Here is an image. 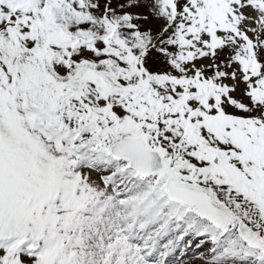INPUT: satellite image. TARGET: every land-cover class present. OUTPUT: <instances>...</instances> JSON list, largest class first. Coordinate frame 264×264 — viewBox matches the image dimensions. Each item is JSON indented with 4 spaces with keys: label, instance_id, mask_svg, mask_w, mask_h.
<instances>
[{
    "label": "snow or ice",
    "instance_id": "1",
    "mask_svg": "<svg viewBox=\"0 0 264 264\" xmlns=\"http://www.w3.org/2000/svg\"><path fill=\"white\" fill-rule=\"evenodd\" d=\"M264 264V0H0V264Z\"/></svg>",
    "mask_w": 264,
    "mask_h": 264
},
{
    "label": "rangeland",
    "instance_id": "2",
    "mask_svg": "<svg viewBox=\"0 0 264 264\" xmlns=\"http://www.w3.org/2000/svg\"><path fill=\"white\" fill-rule=\"evenodd\" d=\"M191 264H201V262L199 260H192Z\"/></svg>",
    "mask_w": 264,
    "mask_h": 264
}]
</instances>
